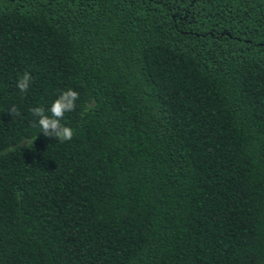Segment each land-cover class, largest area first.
<instances>
[{
  "label": "trees",
  "instance_id": "1",
  "mask_svg": "<svg viewBox=\"0 0 264 264\" xmlns=\"http://www.w3.org/2000/svg\"><path fill=\"white\" fill-rule=\"evenodd\" d=\"M0 264H264V0H0Z\"/></svg>",
  "mask_w": 264,
  "mask_h": 264
},
{
  "label": "clouds",
  "instance_id": "2",
  "mask_svg": "<svg viewBox=\"0 0 264 264\" xmlns=\"http://www.w3.org/2000/svg\"><path fill=\"white\" fill-rule=\"evenodd\" d=\"M31 73L25 71L17 80V88L26 93L31 85ZM80 99V94L74 89L63 90L58 97L52 102L49 108L44 106L32 107L30 112L33 117L37 118L33 126L38 124L46 137H55L59 142L70 141L74 136V129L62 124L65 114L75 111L76 101ZM17 109L11 108V115L16 114Z\"/></svg>",
  "mask_w": 264,
  "mask_h": 264
}]
</instances>
